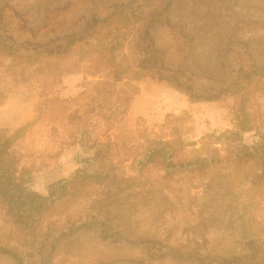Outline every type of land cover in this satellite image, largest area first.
Returning a JSON list of instances; mask_svg holds the SVG:
<instances>
[{"label":"rangeland","instance_id":"374dc122","mask_svg":"<svg viewBox=\"0 0 264 264\" xmlns=\"http://www.w3.org/2000/svg\"><path fill=\"white\" fill-rule=\"evenodd\" d=\"M135 1L0 0V107L13 92L37 96L26 122L0 127L13 136L30 187L45 193L75 170L72 141L83 125L109 145L116 167L109 191L92 184L47 209L41 230L59 233L48 264H264V180L233 160L225 138L235 82L248 75L264 89V0H170L150 27V48L138 20L103 55L94 30L114 6ZM142 51L160 72L138 69ZM173 74L191 85V98L164 79ZM98 107L105 114L91 117ZM247 107L264 117V90L253 87ZM159 140L175 144L176 159L218 163L141 170L138 159ZM21 243L0 209V264H18L2 247Z\"/></svg>","mask_w":264,"mask_h":264},{"label":"trees","instance_id":"16d2710c","mask_svg":"<svg viewBox=\"0 0 264 264\" xmlns=\"http://www.w3.org/2000/svg\"><path fill=\"white\" fill-rule=\"evenodd\" d=\"M146 1V0H145ZM156 5H147L144 10L141 1H135L133 6H114L112 15L100 21L96 30L98 42L103 55L107 54L115 44L125 36L130 27L141 20L146 26L144 48H150L149 30L157 18L164 11L170 0H155ZM111 20L114 22L111 23ZM93 24H99V20L93 19ZM103 34V35H101ZM1 49V47H0ZM56 49H53V51ZM142 57L138 69L142 72L152 71L154 74L160 72L156 65L157 58L150 51H142ZM175 89L188 92L191 85L181 83L178 74L169 75L164 78ZM236 87L231 91L236 94V104L233 108V128L226 132V141L230 144V154L236 162L252 165L257 176L264 180V117H255L254 113L247 107L250 90L260 87L259 79H250L248 75L243 76L236 82ZM198 99H212L202 95ZM121 105L115 103L111 109ZM97 114H105L101 107L90 110L91 117ZM5 128H0V209L17 228L22 236L21 247L17 249L2 247V250L12 256L18 264H48L50 254L54 250V242L58 239L53 229L49 232L41 230L42 219L47 209L55 202L60 201L72 194L82 192L86 187L96 184L104 191L111 189L112 179L115 177L116 167L111 160L109 145L93 137L91 131L83 125L80 132L74 135L72 144L78 145L76 154L77 167L68 176L59 178L46 187L45 193L32 189L29 185L28 172L20 168L19 158L13 147V136ZM245 133H251L249 143L243 139ZM175 144L168 141H151L144 150L137 163L140 169H144L152 163H160L167 174L187 171L204 170L218 163L214 158L176 159ZM263 259V258H261Z\"/></svg>","mask_w":264,"mask_h":264},{"label":"crops","instance_id":"0c3cea01","mask_svg":"<svg viewBox=\"0 0 264 264\" xmlns=\"http://www.w3.org/2000/svg\"><path fill=\"white\" fill-rule=\"evenodd\" d=\"M138 98L139 97L136 96L130 104V110H132V113L136 110ZM36 99V94L30 92H13L8 94L6 101L0 107V115H2V119L6 118L9 121L7 123H0V127L15 126L26 122L31 117V109ZM15 100L18 101L16 104L19 103V106H13ZM3 114L7 117H4Z\"/></svg>","mask_w":264,"mask_h":264}]
</instances>
